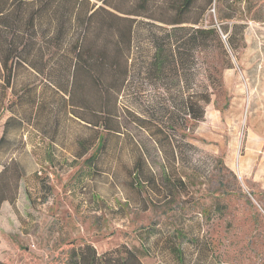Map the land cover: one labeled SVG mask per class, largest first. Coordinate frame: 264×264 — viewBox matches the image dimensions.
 I'll return each instance as SVG.
<instances>
[{
  "label": "rangeland",
  "instance_id": "obj_1",
  "mask_svg": "<svg viewBox=\"0 0 264 264\" xmlns=\"http://www.w3.org/2000/svg\"><path fill=\"white\" fill-rule=\"evenodd\" d=\"M223 4L232 12L226 0ZM219 7L220 0H214L202 25L217 27L228 54L210 40L190 59L187 79L181 74L180 82L170 71L148 72L155 52L151 37L168 26L157 22L159 27L140 28L129 86L121 97V121L167 192L148 210L128 205L120 194L93 200L83 191L89 181L106 190L111 181L125 184L128 137L120 152L116 139L108 137L110 149L100 152L99 166H90L96 172L84 177L79 172L88 169L86 158L72 164L71 156L54 146L58 166L41 163L53 148L49 140L17 119L9 122L0 161L17 158L24 177L16 207L6 201L0 212L1 259L64 264L73 246L90 242L99 253L127 244L145 264H264V0L238 3L235 13L245 32L233 51L220 27ZM214 69L221 86L208 78ZM16 90L19 84L14 91L5 87L0 72V138L8 118L15 119L10 109ZM207 91L211 102L195 123L185 116L183 99ZM136 116L150 128L138 125Z\"/></svg>",
  "mask_w": 264,
  "mask_h": 264
},
{
  "label": "trees",
  "instance_id": "obj_2",
  "mask_svg": "<svg viewBox=\"0 0 264 264\" xmlns=\"http://www.w3.org/2000/svg\"><path fill=\"white\" fill-rule=\"evenodd\" d=\"M227 1L232 12L224 11L226 5L220 0L218 17L221 29L227 34L223 35L226 43L233 51L239 47L238 40L244 41L245 32L244 24L237 21L236 7L247 0ZM213 2L0 0V72L5 87L14 91L15 84H19L14 106L10 109L15 119L9 117L5 123L0 151L9 122L17 119L20 126L25 123L45 136L49 140L48 146L53 147L43 159L40 158L41 163L48 161L52 167L58 166L60 161L56 158L59 155L53 151L56 146L58 151L71 156L72 164L86 158L89 167L79 174L87 175L90 170L96 172L95 167L90 166H99L100 152L110 149L108 137L118 142L116 151H124L121 144L128 135H125L126 126L121 121L124 111L121 97L129 86L133 50L141 26L159 27L157 22L168 26L160 27L164 33L152 31L155 52L148 72L161 76L170 71L180 82L181 74L187 79L190 59L202 53L210 40L218 42L227 53L217 27L202 25ZM228 20L234 21L224 25ZM231 66L229 59L228 67ZM208 78L216 79L215 82L222 85L217 69L209 73ZM211 96L212 93L207 91L185 97L182 103L185 116L195 123L203 120ZM135 121L150 128L143 117L136 116ZM128 142L131 145L123 179L125 184L111 181L106 190L89 181L83 191L89 192L91 198L95 194L94 199L120 194L131 206L148 210L151 202L164 197L167 192L160 185L139 142L129 137ZM160 142L156 138V144ZM169 146L175 156L174 146ZM23 177L24 170L17 158L0 161V212L6 201L16 207ZM42 180L50 191L47 179ZM0 264L14 263L0 258ZM64 264L145 263L140 252L127 244L99 253L95 245L85 242L70 249Z\"/></svg>",
  "mask_w": 264,
  "mask_h": 264
},
{
  "label": "crops",
  "instance_id": "obj_3",
  "mask_svg": "<svg viewBox=\"0 0 264 264\" xmlns=\"http://www.w3.org/2000/svg\"><path fill=\"white\" fill-rule=\"evenodd\" d=\"M95 194H93V196H92V199L94 200V198H95ZM116 197H119V194H116L115 195ZM122 196V195H121ZM122 198H123V196H122ZM123 200L126 202L127 200L125 199V198H123ZM5 204V202L3 203V205ZM3 205H2V207H3ZM128 205H130V204H128ZM131 206V205H130Z\"/></svg>",
  "mask_w": 264,
  "mask_h": 264
}]
</instances>
